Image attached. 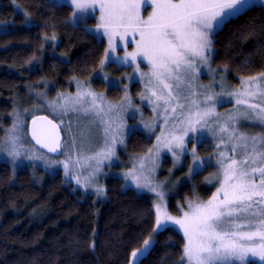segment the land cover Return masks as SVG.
<instances>
[{"label":"snow or ice","instance_id":"6c2138e0","mask_svg":"<svg viewBox=\"0 0 264 264\" xmlns=\"http://www.w3.org/2000/svg\"><path fill=\"white\" fill-rule=\"evenodd\" d=\"M68 3L73 9L70 23L76 27L86 24L90 14L98 10L95 29L85 27L84 31L93 38L100 34L107 38L108 48L100 61L101 67L106 62L124 65L130 60L139 71L138 58L147 62L149 72L141 73L142 79L147 77L146 94H141V99L152 104L153 111L163 118L164 126L171 124L170 128H161L157 144L146 156L138 157V162L123 177L136 189L147 190L157 197L158 202L153 205V231L163 230L168 222L178 226L183 233L179 264H247L249 257H258L264 264V134L248 135L239 131L241 121L264 125V71L242 76L235 90H223L225 76L221 75L222 92L216 93L217 72L211 66L213 37L232 19L250 11L256 0H68ZM260 3L264 5V0ZM53 6L63 7L64 3L55 0ZM146 6L151 11L145 16ZM25 17V23H29L27 13ZM129 36L135 44L133 51L125 50L123 58L114 57L118 41H122L126 49ZM51 39L55 40V35ZM201 68H207L212 77L208 85L199 83ZM227 71L225 67L223 72ZM76 86L75 94L58 93L55 100L46 101L61 117L59 124L47 116H34L30 128L31 139L37 145L48 153L64 155V160L50 159L27 146L23 121L16 110L0 152L6 153L14 166L21 157L42 160L45 167L60 165L65 176L75 179L77 185L85 190L94 188L97 195H103L105 188L98 176L104 161H111L117 144L124 142L122 112L125 106L132 105V100L127 85L124 97L117 104L107 101L103 94L94 92L79 80ZM218 95L234 98L233 112L223 117L216 112ZM70 114L78 117V123L73 133L69 121L66 130L73 134L70 142H66L61 137L60 125L64 123L63 117ZM81 117L88 123L80 124ZM93 126L102 130L104 142L99 150L89 154ZM145 127L154 130L150 122H146ZM205 129L218 138L215 145L218 172L214 178L219 186L207 201L189 200L187 211L172 216L164 203L162 185L153 179L154 157L161 148H167L175 160H179L186 153L188 143L202 142ZM191 155L195 167L190 168L189 173L198 174L207 162L197 155L196 143L192 145ZM212 179L206 177L205 181ZM153 243L154 238L149 236L142 248L132 251V264H142ZM90 247L95 248V240Z\"/></svg>","mask_w":264,"mask_h":264},{"label":"trees","instance_id":"16d2710c","mask_svg":"<svg viewBox=\"0 0 264 264\" xmlns=\"http://www.w3.org/2000/svg\"><path fill=\"white\" fill-rule=\"evenodd\" d=\"M53 5L52 0H0V135L23 81L47 78L54 90L69 89L72 78H89L103 57L104 42L86 34L83 24L69 22L72 8ZM213 40L212 62L227 67L232 82L264 71V7L255 5L232 19ZM150 143L134 131L126 146L137 154ZM205 173L195 174L201 198L212 192L203 182ZM184 196H192L188 184L179 191L178 198ZM175 202L176 197L169 199L176 214ZM154 223L150 198L124 188L119 178L107 180L106 200L99 202L59 174L37 182L28 169L13 171L0 160V264H127ZM182 245L181 233L165 228L142 264H179Z\"/></svg>","mask_w":264,"mask_h":264},{"label":"rangeland","instance_id":"374dc122","mask_svg":"<svg viewBox=\"0 0 264 264\" xmlns=\"http://www.w3.org/2000/svg\"><path fill=\"white\" fill-rule=\"evenodd\" d=\"M55 2V0H52ZM61 3L67 4L68 0H61ZM255 5L263 6L260 3V0H256ZM70 6V5H69ZM71 7V6H70ZM72 8V7H71ZM21 11V9H19ZM73 11V9H72ZM151 11V8L146 6V10L144 11V15H147V12ZM23 12V11H21ZM24 13V12H23ZM25 15V14H24ZM99 12L98 10L92 12L89 18L85 23H82L85 27L94 30L95 25L98 22ZM71 16L69 18L70 22ZM72 24V23H71ZM1 29V28H0ZM102 40L105 44V49L108 48V41L106 37H103L102 34L97 38ZM118 39V38H117ZM129 44L125 49V45L122 41H118L119 47L117 51L112 55L114 57L123 58L125 55V50L128 52L133 51L135 48V44L132 40V37H128ZM49 53L53 51V43L49 44ZM105 52V51H104ZM104 58H101V60ZM100 60V61H101ZM137 63L139 64V71L136 70V65L131 63L129 60L128 64L119 65L113 62H106L103 67H101L100 63L96 70L89 76V78L82 80L78 78H72L70 81L71 88L69 89H60L54 90L53 83L47 78H39L33 81H23L22 84L19 85V91L14 96L15 101L12 103V110L6 116L7 123L3 126L2 133L0 135V145L3 144L5 133L8 129L12 127L14 116V110L18 111L20 114V119L23 121V134L24 138L27 141V146L31 147L34 151H38L39 153L44 154L46 157L54 160H64L65 156L60 154L59 156H50L39 149H37L28 139L27 136V123L28 119L44 114L48 116L50 119L54 120L56 123H60L61 117L54 113L48 106L46 101H53L56 99L58 93H71L75 94L77 90L76 81L79 80L82 84L86 86H90V88L99 94H103L107 101L117 104L120 103L125 94V85H127L128 95L131 97L132 105L125 106L124 111L122 112V118L124 123L123 128V144H117L116 146V155L112 157L111 161H104L102 165V171L98 176V181L105 188V194L97 195L94 188H88L85 190L80 185H77L75 179H72L70 176L66 177L64 173V169L60 165H56L53 167H45V164L42 160H28L26 158L21 157L15 162V166L10 157L6 155V153L0 152V160L7 162L13 171H16L20 168L28 169L34 180L40 182L45 178L55 176L57 174L61 175V177L67 182L73 185L74 189H78L81 191L83 195H92L95 201L104 202L106 200V182L109 178L115 177L119 178L123 182L124 188H131L135 190L139 194H144L148 196L152 203V208L155 215V209L153 207L155 202L157 201V197L154 193H150L147 190H138L136 189L134 184L131 182H125L124 173L133 167L134 163H137L138 157H144L148 154L149 149H152L154 145L157 144V136L161 135V128L167 127L170 128L171 124L168 126H164L163 118L158 116L157 112L153 111L152 104L149 103L147 99H141V94H146L145 84L147 83V77L141 78V73L149 72V67L147 62L142 58H138ZM212 68L216 69L217 75L215 76V80L217 81L215 85V92L221 93L222 89L219 85L221 75L225 76L224 80V89L223 90H235L240 86V78H238L237 82H232L228 77V72L224 73V67L215 66L212 62ZM201 74L199 77V83L203 85H208L212 77L210 76L207 68H201ZM110 90V92H109ZM38 93H43V96L37 95ZM216 112L220 114L221 117L224 116L225 113L233 112L236 108L235 100L232 97L227 95H218L215 102ZM64 123L60 125L63 139L66 142H70L71 135L76 132L78 117L75 114H70L68 116L63 117ZM71 121L73 133H69L66 129ZM150 122L154 125V130L150 131L145 127V123ZM80 124H87L88 121L84 120L82 117L79 118ZM134 131H141L144 133L150 140L151 143L149 147L141 153L133 154L127 150V138ZM239 131L246 133L248 135H259L264 134V125L260 124L256 121H241L239 125ZM191 135V134H190ZM200 133H197L199 136ZM103 133L100 130L99 126H93L92 140L89 145V154L91 152L99 150L100 147L103 146ZM218 142V138H215L211 132H208L207 129L204 130V134L202 137V142L197 143L196 141H192L187 144V151L184 155L180 156L179 160H175L172 152H169L167 148H161L159 153L155 155L154 159L156 161V169L153 173L154 182L157 184H161L164 192V203L167 206V211L172 216L182 215L183 211H187V202L189 200L195 201L199 198L200 201H207L211 198L212 194L216 191V188L219 186L216 179L214 178L216 173L218 172V166L216 163V153L217 149L215 147ZM193 143H196L197 155L200 160L206 161L204 165L201 166V171L206 170V173L203 177V182L207 186L212 187V192L207 198H201L198 195V187L197 182L195 180V174H190L189 169L194 168L195 165L193 163V158L191 155V149ZM68 149L66 148L65 151ZM73 157L75 158V153H73ZM175 160V163H174ZM70 167H72L70 165ZM72 171H77V168H72ZM200 171V172H201ZM84 175H87V172H84ZM206 177H212L211 182H206ZM185 184L190 186V191L192 196H184L183 198H178L179 191L181 187ZM171 197H176L175 209L178 213H173L169 209V199ZM174 228L183 236V233L179 231L178 226L172 224L171 222L167 223V227L165 228ZM155 228V223L153 229ZM163 228V229H165ZM152 232L146 237L152 236L155 240V236L158 232L162 230H158ZM143 243L137 248H142ZM135 248V249H137ZM133 249L132 251H134ZM131 251V252H132ZM127 264H132L131 254L129 256V260ZM247 264H261L258 257L253 258L249 257Z\"/></svg>","mask_w":264,"mask_h":264},{"label":"water","instance_id":"95a60500","mask_svg":"<svg viewBox=\"0 0 264 264\" xmlns=\"http://www.w3.org/2000/svg\"><path fill=\"white\" fill-rule=\"evenodd\" d=\"M36 116L43 117V116H46V115L41 114V115H36ZM33 117H34V116H33ZM33 117H31V118L29 119V122H28V137H29V139H30V142H31V143H32L37 149H39L40 151H42V152H44V153H46V154H48V155H51V156H58V154L48 153V152H47V149H44V148H42L40 145H37V144L35 143V141H33V140L31 139L30 128H31V122H32ZM48 119H50V118L48 117ZM61 137H62V139H63L62 132H61Z\"/></svg>","mask_w":264,"mask_h":264},{"label":"bare ground","instance_id":"6f19581e","mask_svg":"<svg viewBox=\"0 0 264 264\" xmlns=\"http://www.w3.org/2000/svg\"><path fill=\"white\" fill-rule=\"evenodd\" d=\"M41 115V114H40ZM48 117V116H47ZM30 119V118H29ZM29 119H28V122H29ZM27 136H28V123H27ZM28 139H29V137H28ZM29 141H30V139H29ZM51 156V155H50ZM59 156V155H58Z\"/></svg>","mask_w":264,"mask_h":264}]
</instances>
